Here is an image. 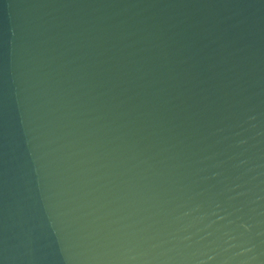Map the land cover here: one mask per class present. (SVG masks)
Returning <instances> with one entry per match:
<instances>
[{
    "label": "water",
    "instance_id": "1",
    "mask_svg": "<svg viewBox=\"0 0 264 264\" xmlns=\"http://www.w3.org/2000/svg\"><path fill=\"white\" fill-rule=\"evenodd\" d=\"M0 264H264V0H0Z\"/></svg>",
    "mask_w": 264,
    "mask_h": 264
}]
</instances>
